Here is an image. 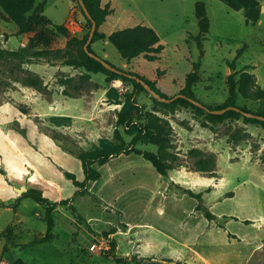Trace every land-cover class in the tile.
Listing matches in <instances>:
<instances>
[{
    "label": "rangeland",
    "instance_id": "1",
    "mask_svg": "<svg viewBox=\"0 0 264 264\" xmlns=\"http://www.w3.org/2000/svg\"><path fill=\"white\" fill-rule=\"evenodd\" d=\"M42 1L36 0L35 4ZM68 1L47 0L43 19L22 34L17 33L15 23L7 21L0 7V131H9L11 136L14 129L28 138L25 127L13 120L15 107L19 115L28 114V122L37 126V135L59 136L60 140L51 138L69 155L58 157V169L64 171L60 176L41 163L44 175L61 184L59 189L51 183L54 187L48 193L52 201L58 194L57 202L71 198L85 221L78 220L69 205H59L53 212L52 238L30 245L47 231L43 220L45 206L31 198L23 199L16 209L0 206V264H121L113 258L114 253L124 257L128 264H264V127L246 123L243 118L212 123L191 108L173 111L156 104L158 98L146 88L137 96L138 102L170 121L173 151L185 165L164 176L143 156L121 154L97 165L102 176L89 182V194H76L78 187L65 171L76 174L79 180L84 179V171L81 160L70 150L79 152L94 145L114 150L128 145L132 137L116 123L118 110L110 111L107 100H97L98 84L82 69L65 72L61 61L33 56L38 50L65 48L67 37L56 26L68 19ZM197 1L205 2L210 20L203 55L195 38L199 33ZM261 2L264 0H155L156 6L144 9L151 12L149 17L165 45L160 59L149 61L139 56L127 63L108 40L97 41L92 48L114 65L156 80L169 97L181 92L187 74L201 60L194 94L196 100L215 107L228 97V76L232 72L229 63L242 47L244 52L236 60V69L253 66L248 71L256 75L264 88ZM76 6L81 12L77 2ZM82 27L83 35L90 30L86 20ZM109 29L107 26L104 30ZM92 75L93 80L105 82L103 73ZM121 82L117 84L124 87L122 96L128 97L134 87ZM108 88L111 95L119 97L120 87L119 91L113 86ZM61 90L83 94L85 99L48 104L34 98L41 93L50 99L61 95ZM238 104L256 111L260 102L239 94ZM42 107L48 111L47 119L38 111ZM64 109L71 127L68 130L57 126L59 113ZM78 109L81 117L74 119ZM34 141L28 143L35 147L33 151L38 157ZM138 147L158 150L153 144ZM192 150L215 156L214 173L193 169L198 159L191 155ZM36 157L27 156L26 166L36 162ZM6 160L10 171L23 175L24 180L14 182L4 165L0 167L6 173L0 171L3 177L12 187H28L24 173L29 171L19 167L15 157L6 156ZM187 189L203 193L202 203L215 219H208L204 210L196 209L198 200ZM2 190L0 187V194ZM0 201L10 204L16 200L3 195Z\"/></svg>",
    "mask_w": 264,
    "mask_h": 264
},
{
    "label": "trees",
    "instance_id": "2",
    "mask_svg": "<svg viewBox=\"0 0 264 264\" xmlns=\"http://www.w3.org/2000/svg\"><path fill=\"white\" fill-rule=\"evenodd\" d=\"M35 1L36 0H0V7L5 13V18L7 21L13 22L18 26V34L30 31L35 23L40 22L43 19V10L46 6L47 0H43L37 5L35 4ZM74 1L77 2L91 29L92 19L85 14L79 1ZM84 2L91 13L92 18L97 22V30L92 39V43L89 46L90 51L97 54L93 50L92 44L100 40H108L117 48L121 56L128 63L132 59L139 56H143L149 61L160 59V55L165 49V45L161 42V38L154 28L144 24H137L117 29L110 34H106L105 32L100 31L99 28L106 21L107 16L113 12V9L109 4L103 6L101 0H84ZM235 3L240 6L238 2ZM195 15L199 26V33L195 36V38L203 55V40L206 38V35L210 30V20L204 1L196 2ZM56 28L67 37L65 48L38 50L33 53L34 57L37 59H46L47 61H61L64 65L83 68L86 70L85 75L87 77H90V73L101 72L106 75V81L109 83L120 79L123 82L131 83L134 87L132 92L127 97V99L131 100L130 109L117 112L116 123L123 126L124 131L132 137L128 145L117 146L114 150L100 145H94L89 149H82L79 152L70 150L72 154L76 155L81 160L84 171L83 180L77 179L76 174L65 171L67 177L73 181L75 186L78 187L76 194H89V182L96 181L102 176L97 165L106 164L110 159L121 154L130 155L135 153L143 156L152 163L161 175L164 176H168L171 170L185 165L180 161L178 153L173 151V128L170 121L159 116L155 111L146 109L144 105H141L138 102L137 96L141 93V91L146 90V87L141 82H138L137 79L127 75V73L136 75L138 78L145 81V83L149 85L151 89L154 90L160 97L170 98L158 86V82L156 80L146 78L136 72L118 67L102 57L107 63L121 70L122 73L113 71L102 61L91 57L84 49L90 30L82 37H77L70 33L69 28L65 24H59ZM243 52L244 47L238 50L236 57L229 63L232 72L228 76L229 94L227 99L224 103L215 107L207 104L204 105L210 110H218L227 108L228 106H234L239 107L242 111L264 116V88L258 83L256 75L248 71V69L253 68V66L246 65L241 70L236 69V60ZM200 68L201 60L195 62L193 70L187 74L185 87L181 90V94L196 99L193 88L198 81ZM237 75H240L238 79L236 78ZM239 94L246 99L259 101L260 104L258 109L253 111L248 109L246 106H240L238 104ZM187 97L180 96L170 102L156 99L155 102L156 104L169 108L173 111L179 107L191 108L196 115L204 116L206 121H210L212 123L223 122L226 119L243 118L246 123L259 124L264 127V120L260 118L244 115L243 112L235 109H228L221 114L213 113L192 103ZM23 134L25 135L24 132ZM51 137L55 140H60L56 133L52 134ZM139 144H153L157 146L158 150L157 152H154L142 149L138 147ZM191 155L198 159L193 165V169L196 171L214 173L216 169V158L213 154L206 155L200 150H192ZM0 171L3 174H6L4 170L0 169ZM187 192L190 196L198 200V205L196 207L197 210H204L208 219H215V215L211 212V210L205 208L202 203V192L196 193L191 189H187ZM25 198H31L35 202L45 206L43 220L47 223L46 233L39 238L33 239L29 243L30 245L44 243L52 238L51 233L55 226L53 212L59 205H69L76 218L78 220L85 221L84 217L77 212L76 207H74L71 203V198L54 202L49 197L45 196L41 189L35 187L28 188L16 199L14 203L5 204L0 201V206H12L16 209L20 202ZM114 248L115 244H113V249ZM113 258L118 263L128 264L124 257L118 256L116 253L113 254Z\"/></svg>",
    "mask_w": 264,
    "mask_h": 264
},
{
    "label": "crops",
    "instance_id": "3",
    "mask_svg": "<svg viewBox=\"0 0 264 264\" xmlns=\"http://www.w3.org/2000/svg\"><path fill=\"white\" fill-rule=\"evenodd\" d=\"M69 6H70V13L68 16L67 21L64 23L67 25V27L70 30V33L74 36L77 37H82L83 36V22L86 20L85 17L83 18L84 15L81 14L79 9L76 6V2L73 0H69ZM101 3L103 6L106 4H109L110 7L113 9V12L107 16L106 21L100 26V31L105 32L106 34H110L113 31L117 29H122L128 26H134L137 24H144L147 26H150L154 28L158 34L159 29L156 26L155 22L149 17V13L147 12L144 7L145 6H153L155 5V0H101ZM160 6V5H158ZM242 6V5H240ZM259 6L264 7V3H259ZM109 27V31H105L104 29L106 27ZM160 36V35H159ZM133 60V59H132ZM128 63V62H127ZM130 63V62H129ZM82 69V73L86 74V70L83 68H76L73 66L69 65H62V71L65 72H70L71 69ZM254 69V68H251ZM84 70V71H83ZM105 75V74H104ZM91 81L95 82L98 84V94H97V100L103 101L104 99L107 100V106L109 107L110 111H126L130 109L131 107V100L127 99V97L122 96L124 90L123 86H120L116 83L113 82H107L106 81V75H105V82L102 84L100 82H97L93 80V75L90 73ZM122 83V82H121ZM109 86H113L115 88L118 87L121 88V92L119 91V97H114L111 95ZM128 92V89L126 90ZM61 95L55 94L53 95L52 98L48 99L46 96H43V94L39 93L34 96L38 102L42 103H48L50 104L51 102H59V103H64L67 102V99H71L69 101H74V102H81V100L84 101L85 95L83 94H67L64 93L63 90H61ZM109 100V102H108ZM112 100V101H110ZM25 101L31 102L29 99H26ZM109 103V104H108ZM118 106H121L120 108H117ZM79 112H76V114H73L74 119H79L78 117H81L80 109H78ZM40 114H44L45 119H47L49 116L48 111L46 107H42L41 110H38ZM63 112L59 113V119H58V124L60 129H69L71 128L69 125H67V118L64 116L65 115V109L62 110ZM28 115V114H27ZM23 113V115H19L18 109L15 107L13 108V120L18 121L22 127H25L27 137H25L23 134H21L19 131L13 129L12 135H9L8 133H4L0 131V167L2 165L6 166L10 175L12 176V179L14 182H22L24 180L22 176H18L17 174L13 173L10 171L6 156L8 158L15 157L18 160L19 167H25L26 170L29 171V173L25 172L24 175L27 178L28 181V188L35 187L39 188L43 191L44 195L51 198V195L48 193L49 188L53 185L51 183H55L56 186L59 187L60 189V181H57L54 177L51 179L47 175H44L42 172L43 166L41 163H45L46 166L50 167L51 171L54 173H58L57 175L60 176L64 173V171L59 170L58 166H60L58 162V157L61 158L62 156L69 155V153H66L59 145L56 144V142L49 136H47L44 133H40L37 135L38 129L37 126H33L30 124V121L28 116ZM30 115V114H29ZM63 118V120H61ZM58 128V129H59ZM35 139L33 142L35 146L38 148V157L35 156L34 151L35 147L31 146L28 142L32 141ZM30 140V141H29ZM23 143H25L23 145ZM32 143V145H33ZM25 152V155L23 156L22 153ZM37 152V151H35ZM36 157L37 161L31 164V166H26V163L24 159L29 157ZM23 159V160H22ZM61 167V166H60ZM63 167V166H62ZM63 172V173H62ZM57 176V177H58ZM91 182V181H90ZM0 187H2L4 190H2V194H0V197L3 195H7L8 197H11L13 200H16L21 194L18 193L15 189L14 186L12 185L3 177V175L0 173ZM54 187V186H53ZM60 198L59 194L57 195L56 198H54V202H57L58 199ZM260 245V244H258ZM257 245V247H259ZM256 247V248H257ZM255 248V249H256ZM254 250V249H253ZM24 264V263H21Z\"/></svg>",
    "mask_w": 264,
    "mask_h": 264
},
{
    "label": "water",
    "instance_id": "4",
    "mask_svg": "<svg viewBox=\"0 0 264 264\" xmlns=\"http://www.w3.org/2000/svg\"><path fill=\"white\" fill-rule=\"evenodd\" d=\"M80 5L82 6L85 14L90 18L92 19V27L90 29V32H89V37L84 45V49L85 51L91 56V57H94L100 61H102L109 69L113 70V71H116V72H119V73H122L121 70L117 69L116 67L112 66L111 64L107 63L102 57H100L99 55L95 54L94 52L90 51L89 49V46L90 44L92 43V39L94 37V34L97 30V22L92 18V15L91 13L89 12L88 8L86 7V4L84 2V0H78ZM127 75L131 76L132 78H135L137 79L138 82H141L154 96H156L159 100H162V101H166V102H170V101H173L174 99H176L177 97H180V96H183V97H187L186 95L184 94H181V93H178L170 98H163V97H160L154 90L151 89V87L149 85H147L145 83V81H143L142 79L138 78L136 75H132V74H129L127 73ZM192 103L200 106V107H203L205 108L206 110L208 111H211L213 113H224L225 111H227L228 109H235L237 111H241L243 112L244 115H247V116H252V117H257V118H260L262 120H264V116L262 115H256L254 113H249V112H246V111H242L239 107H234V106H228L227 108H223V109H218V110H210L207 106H205L202 102L196 100L195 98H191V97H187ZM14 189L22 194L23 192H25L27 190V187L26 186H22V187H16L14 186Z\"/></svg>",
    "mask_w": 264,
    "mask_h": 264
},
{
    "label": "bare ground",
    "instance_id": "5",
    "mask_svg": "<svg viewBox=\"0 0 264 264\" xmlns=\"http://www.w3.org/2000/svg\"><path fill=\"white\" fill-rule=\"evenodd\" d=\"M117 82H121V80H120V79H118V80H117Z\"/></svg>",
    "mask_w": 264,
    "mask_h": 264
}]
</instances>
